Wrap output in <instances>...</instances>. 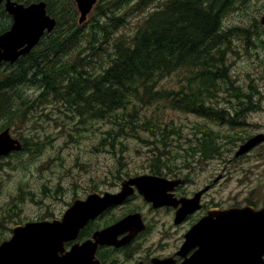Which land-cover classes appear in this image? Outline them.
<instances>
[{
	"label": "trees",
	"instance_id": "obj_1",
	"mask_svg": "<svg viewBox=\"0 0 264 264\" xmlns=\"http://www.w3.org/2000/svg\"><path fill=\"white\" fill-rule=\"evenodd\" d=\"M18 1L30 4L41 0ZM45 1L48 13L57 19L55 29L46 33L30 53L15 63L4 62L0 66V132L8 127L27 128L21 133L22 150L1 157L0 170L9 166L22 171L23 177V172L30 170V165L50 144L49 138L43 139L41 130H37L36 119L35 122L32 119L39 108L53 105L68 119L77 117L86 124L94 120L112 124L102 144L109 145L114 155L119 145L123 146L120 138L128 135V129L132 130L134 137L155 145L150 171L163 175L175 168L162 161L169 160L166 147L170 146L171 135L181 137V126L158 115L141 116L142 104L157 101L233 128L240 124V108L234 109L236 115H229L219 97L227 96L223 98L225 104L230 102L229 98L239 100L238 107L240 98L247 97L243 102L255 105L251 92L254 85L244 90L237 84L230 74L227 51L232 48L233 36L248 40L254 35L256 39L263 35L262 29L258 22H252V26L225 24L226 15L236 9V4L246 5L250 0H101L91 19L82 24L75 0ZM156 2L159 4L138 24L134 34L122 32L130 14L123 12L128 4L133 5L132 10H142ZM0 15L3 33L11 27L12 20L4 8L0 9ZM172 75L175 84L162 85ZM43 114L64 126L61 115L52 117L45 111ZM139 129L149 130L161 145L141 137ZM194 130L200 136L185 148V156L209 159L220 154V146L215 142L218 135L209 124H196ZM6 158L12 160L5 162ZM17 187L18 191L7 198L11 210L27 198L40 203L39 196L47 195L50 189L45 183L43 191L37 192L26 188L22 180ZM55 191L58 193L60 186ZM53 218L52 214L38 217ZM114 220L109 219L104 225ZM20 223L23 222L17 224ZM101 227L89 224L80 239ZM107 251L100 252L103 264H119L117 259L112 263L114 250Z\"/></svg>",
	"mask_w": 264,
	"mask_h": 264
},
{
	"label": "rangeland",
	"instance_id": "obj_2",
	"mask_svg": "<svg viewBox=\"0 0 264 264\" xmlns=\"http://www.w3.org/2000/svg\"><path fill=\"white\" fill-rule=\"evenodd\" d=\"M158 4L159 2H156L142 10H132L133 5L128 4L123 12H130V14L126 17L127 23L123 26L122 32L134 34L138 24ZM93 14L94 9L87 20H90ZM263 16L264 0H250L246 5L236 4V9L228 13L225 18V24L232 26H252L254 22H258L259 29L263 32L260 39H253L254 35H251L248 40L233 36L232 48L227 51L231 64L230 74L237 80V84L243 86L244 90L246 88L250 90L249 85H254L251 90L254 93L253 101L258 102V107L256 105L253 110L240 114L239 125L233 128L229 124L214 123L196 114L171 109L153 100L152 104H142V107H139L141 116L158 115L166 121H172L181 126V137L171 135L170 146L166 147L169 160L162 162H167L171 166L175 165V170L181 171V174L188 175L192 179L185 190L194 192L205 185L212 176L216 179L219 173L224 175L220 182L216 181V185L211 190L213 199L219 201L223 207L244 206L248 202L258 207L264 206V148L256 149L245 158L240 159V156L236 155L241 138L248 134L256 135L255 133L264 127V24L261 23ZM174 77L175 75L167 77L162 81V85H174ZM224 97L227 96H220L219 99L222 101L220 104L226 108L229 107V103L238 105L239 100L229 97L230 102L223 103ZM44 111L52 117L61 115L65 119L64 126L44 116ZM35 113L32 119L34 122L36 119V122H32L31 125L37 124L39 126L37 130H41V137L49 138L50 144L38 160L30 165V170L23 172V177L22 171L13 170L9 166H4V169L0 170V181H2V184L0 183V243L11 234L9 228L15 227L20 221L26 223L39 220L40 215L48 214L60 218L76 198H84L91 192H114L121 179L116 176L121 175L127 178L128 173L135 175L151 172L155 145L134 137L132 130L128 129V135L120 138L123 146L119 145L117 155H114L109 151L111 149L109 145L102 144L106 137L105 132L113 126L112 124L96 120L86 124L77 117L68 119L53 105L46 109L39 108ZM201 123L209 124L211 131L218 135L215 137V142L220 146V154L213 158H201L199 155L194 158L185 156V148L195 143L196 138L200 136V133L194 130V126ZM10 129L13 136L21 140V133L27 128L24 125L23 129L22 127ZM139 135L145 137L147 141H155L161 145L157 138L152 137L149 130L139 129ZM122 147L124 149L121 152ZM229 148L230 151H228ZM229 159L232 160L230 163L227 162ZM9 160L12 159L6 158L5 162ZM20 180L24 181L26 188L37 192L43 191L42 184L45 183L50 189L47 195L39 196L40 203L27 198L19 203L18 208L11 210L6 203L7 198L9 194L18 191L17 186ZM57 186H60L58 193L55 191ZM137 202L142 205L151 228L135 244L134 250L138 248L135 258L129 257L125 251L114 252V259H118L119 264H134L137 259H145L172 249L179 236L188 228L173 226L170 213L153 210L140 201L113 207L98 222L102 224L122 214L127 207ZM111 257L112 254H109L107 259L110 260Z\"/></svg>",
	"mask_w": 264,
	"mask_h": 264
},
{
	"label": "water",
	"instance_id": "obj_3",
	"mask_svg": "<svg viewBox=\"0 0 264 264\" xmlns=\"http://www.w3.org/2000/svg\"><path fill=\"white\" fill-rule=\"evenodd\" d=\"M5 1L6 11L12 15L11 27L0 33V65L15 63L30 53L42 37L57 25L47 13L45 1L24 5L14 0ZM98 0H76L83 23ZM264 24V16L261 18ZM264 142L258 133L242 143L236 152L240 156ZM23 148L22 141L13 136L8 127L0 132V158ZM173 180L152 174L126 179L118 193L93 192L75 199L61 218L28 221L13 228L12 237L0 244V264H101L97 256L99 246L121 248L130 244L146 225L140 212L128 214L115 223L96 230L91 238L78 241L81 230L114 205L123 203L135 193V188L155 207L178 206L179 200L168 193L175 186ZM199 191L192 198L182 200L176 222L201 208ZM124 235L120 238V236ZM67 243H72L70 248ZM195 247L197 249L189 254ZM173 257L153 258L152 264H264V206L252 205L214 208L208 211L185 234V240Z\"/></svg>",
	"mask_w": 264,
	"mask_h": 264
},
{
	"label": "flooded vegetation",
	"instance_id": "obj_4",
	"mask_svg": "<svg viewBox=\"0 0 264 264\" xmlns=\"http://www.w3.org/2000/svg\"><path fill=\"white\" fill-rule=\"evenodd\" d=\"M14 1H17V2H19L18 0H14ZM101 0H98V3L100 2ZM36 2H38V1H36ZM19 3H22V2H19ZM47 3V2H46ZM24 5H29V4H26V3H23ZM2 8H4L5 10H6V8H5V1H3V2H1L0 3V9H2ZM7 12V11H6ZM8 13V12H7ZM9 14V13H8ZM79 14H80V12H79ZM10 15V14H9ZM11 16V25H12V23H13V17H12V15H10ZM2 18V16L0 15V19ZM2 64H4V63H2ZM1 64V65H2ZM0 65V66H1ZM248 100V98L247 97H244V98H242L241 99V105L238 107V105H234V104H232V103H229V107L228 108H226V110H227V112H228V114L229 115H236V113L234 112V109L235 108H240V114H244L245 112H247V111H249V110H253V108L254 107H256V105H257V103L258 102H256L255 101V105L254 106H252V105H250V104H247L246 102H243V101H247ZM242 103H243V105H242ZM251 103H252V101H251ZM248 105H250V106H248ZM257 107H258V105H257ZM258 133H264V127H262L261 128V130L260 131H257V133H255V134H258ZM245 137L243 138V139H241L240 140V142L241 143H244V142H246L248 139H250L251 137H252V135H244ZM254 136V135H253ZM241 143H240V145H241ZM264 148V142H261L260 144H258L257 146H255V147H253L251 150H249V152L247 153H244V154H242V155H240V159L241 158H245L246 156H249L250 154H252L253 153V151H255L256 149H261V148ZM228 151H230V148L228 149ZM232 160L231 159H229L227 162L228 163H230ZM167 170V169H166ZM143 173H140V174H135V175H131V174H127V178H121L120 179V184L116 187V189H114V193H118L121 189H122V183H123V181L124 180H126V179H129V178H131V177H135V176H138V175H142ZM144 174H152V175H156V174H153V173H151V172H148V173H144ZM157 176H161V177H163V178H167L168 180H173L174 182H177V183H175V186H174V188L172 189V190H169L168 191V193L169 194H171L172 196H173V198L174 199H176V200H179V204H178V206H174V205H170V206H168V205H164V206H160V207H155L154 205H153V203L152 202H149V201H147L145 198H144V196L142 195V194H140L139 192H138V190L135 188V193L133 194V195H131V196H129L123 203H121V204H118V205H114L113 207L115 208V207H117V206H125L126 204H128V205H130L131 204V202H133V201H140V202H142L144 205L146 204V205H148L151 209H153V210H156V211H166V212H168V213H170L171 214V216H172V224H173V226H175V227H183V226H186V227H188L186 230H185V232L183 233V234H181L180 236H179V239H178V241L176 242V244H175V246L172 248V249H169V250H165L163 253H161V254H157V255H155V256H151V257H146L145 259H143V258H141V259H137L136 260V262L134 263V264H152V259L153 258H161V259H163V258H167V257H173L176 261H177V263H180L182 260H183V258L182 257H180V256H177L176 255V253H177V251L180 249V247L182 246V244H183V242H184V240H185V234L187 233V231L194 225V224H196L203 216H205L207 213H208V211L209 210H211V209H214V208H220V209H222V210H224V209H228V208H230V207H223L222 206V204L219 202V201H217V200H215V199H213V197H212V195H211V190L214 188V185H216V181H219V180H221L223 177H224V175H220V173L217 175V178L216 179H214V177L212 176L209 180H208V182L205 184V185H202L201 187H199L198 189H196L194 192H188L187 190H185V188H187V186L189 185V182L190 181H192V179L188 176V175H184V174H181V171H178L177 169L175 170H171V171H169V170H167L166 171V173L165 174H163V175H157ZM220 182V181H219ZM207 187V189L202 193V195L200 196V205H201V208L200 209H198V210H195L194 212H192V213H190V214H188L186 217H185V219L184 220H182V221H180L179 223H177L176 222V214H177V211L182 207V200H184V199H186V198H192L193 196H195L199 191H201V190H203L204 188H206ZM106 192V191H105ZM111 192V191H110ZM113 192V191H112ZM104 193V192H103ZM90 194V193H89ZM87 196V195H86ZM85 196V197H86ZM84 197V198H85ZM209 198H211V199H209ZM246 205H252V206H254L255 208H260V207H258L256 204H254V203H248V204H246ZM246 205H244V206H246ZM113 207H111V208H109L108 210H106L104 213H102L100 216H98L96 219H94V220H91L83 229H85L89 224H92V223H94V224H100V222H98V220L100 219V218H102V216L105 214V213H107V211H109L110 209H112ZM231 207H242V206H231ZM262 207V206H261ZM135 212H140L141 214H142V218H143V220H144V223H145V225H146V229L144 230V231H142L140 234H138V236L130 243V244H128V245H126V246H123V247H121V248H117V247H115V246H107V245H105V246H99V248H98V250H97V256H98V258L101 260V264H103V258L100 256V252L101 251H103L104 250V252H108L107 250H114V252H118V251H125V252H127V255L129 254V257H131V258H135V256H136V253L135 252H137V250H138V248H137V250H134L135 249V244L138 242V240L142 237V236H144L149 230H150V228H151V226H150V224L148 223V220H147V216H146V214H145V212L143 211V209H142V205L139 203V202H137V203H135L133 206H129V207H127L126 209H125V211L122 213V214H120V215H118V216H116V217H114V221L113 222H111V223H109V224H107V225H104V223H102L101 224V228H104V227H106V226H108V225H110V224H112V223H115V222H117L118 220H120V219H122L123 217H125V216H127L128 214H131V213H135ZM117 218V219H116ZM113 219V218H112ZM28 222V221H27ZM106 222V221H105ZM20 224H25V223H20ZM17 225H19V224H17ZM14 228V227H13ZM13 228H11L12 230L10 231L11 232V234L8 236V237H5L4 239H3V241H5V240H8V239H10L11 237H12V234H13ZM101 228H99V229H101ZM83 229L81 230V232L83 231ZM96 230H98V229H96ZM95 230V231H96ZM94 231V232H95ZM81 232H80V235H81ZM93 232V233H94ZM92 233V234H93ZM92 234H91V236H89V237H86V238H84V239H80V235H79V238H78V241H84V240H86V239H88V238H91L92 237ZM124 235H122V236H120V238L121 237H123ZM71 244L72 243H67L66 244V246L68 247V248H70V246H71ZM197 249V247H195L189 254H191V253H193L195 250ZM137 254H139V253H137ZM118 260V259H117ZM112 263H114V257H113V261H112ZM118 263V262H117Z\"/></svg>",
	"mask_w": 264,
	"mask_h": 264
},
{
	"label": "bare ground",
	"instance_id": "obj_5",
	"mask_svg": "<svg viewBox=\"0 0 264 264\" xmlns=\"http://www.w3.org/2000/svg\"><path fill=\"white\" fill-rule=\"evenodd\" d=\"M89 16V15H88ZM87 19H88V17H87ZM87 19H86V21H87ZM56 218V217H55ZM54 219V218H53ZM42 220H45V219H42ZM52 220V219H51Z\"/></svg>",
	"mask_w": 264,
	"mask_h": 264
}]
</instances>
